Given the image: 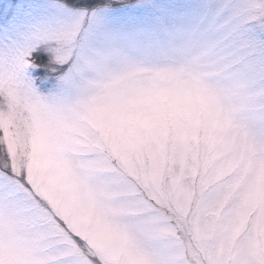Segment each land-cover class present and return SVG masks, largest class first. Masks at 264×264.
Instances as JSON below:
<instances>
[{"label": "snow or ice", "instance_id": "1", "mask_svg": "<svg viewBox=\"0 0 264 264\" xmlns=\"http://www.w3.org/2000/svg\"><path fill=\"white\" fill-rule=\"evenodd\" d=\"M0 264H264V0H0Z\"/></svg>", "mask_w": 264, "mask_h": 264}]
</instances>
